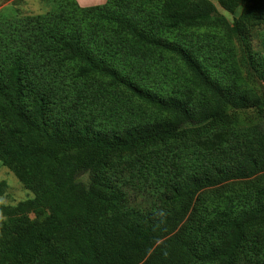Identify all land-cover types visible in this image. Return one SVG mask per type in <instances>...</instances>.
<instances>
[{"label": "trees", "instance_id": "16d2710c", "mask_svg": "<svg viewBox=\"0 0 264 264\" xmlns=\"http://www.w3.org/2000/svg\"><path fill=\"white\" fill-rule=\"evenodd\" d=\"M62 1L43 17L5 22L12 53L0 40V161L36 194L0 204V264H239L243 253L252 264L264 260V232L253 231L264 229V152L239 159L197 143L209 125L233 124L239 110L264 112V95L240 89L238 76L229 84L210 74L162 35L213 25L238 40L247 60L264 0H218L229 13L242 9L233 23L211 0ZM152 20L160 35L146 30ZM173 58L191 74L194 101L181 94L183 76L165 73ZM256 72L264 81V63ZM182 141L176 151L127 161ZM134 168L154 184L151 209L128 200ZM231 181L244 191L221 194ZM7 190L0 181V198Z\"/></svg>", "mask_w": 264, "mask_h": 264}, {"label": "rangeland", "instance_id": "374dc122", "mask_svg": "<svg viewBox=\"0 0 264 264\" xmlns=\"http://www.w3.org/2000/svg\"><path fill=\"white\" fill-rule=\"evenodd\" d=\"M66 2L68 1L66 0ZM106 2L107 0L105 3L94 4L89 7L101 6L106 4ZM211 2L217 7L219 14L224 16L230 23H233L234 19L238 17L242 11L241 8H238L237 11L232 14L222 9L218 0H211ZM63 4L62 0H0V40H8L7 42L5 41L6 44L12 42V38L6 36L8 23H5L12 20V18L34 19L36 17H43L55 10L63 9ZM156 7L157 5H154L149 9L150 11H154L157 10L155 9ZM150 23L152 24H148L146 30L150 31L153 35H158L159 28H157V23L153 20L150 21ZM162 35L164 39H169L172 42L179 43L186 47L194 59L201 62L210 74L217 73V76L221 77L229 84H232L233 78L238 76V78H240L238 84L240 89L247 93L250 92L252 95H264V81L256 72V67L262 68V64L264 63V21L251 29L253 56L247 60L243 57V51L241 50L238 40L229 38L225 30L213 25H194L188 28L179 27L166 30V32L162 31ZM3 45V48H5L9 54L12 53V47L9 46V44ZM166 65L171 67V70L165 72L168 76H183L185 78V84L181 90V94L184 98H191V100L194 101L195 91L189 79L191 74L189 72L187 73L186 70L182 68V65L174 58L171 60V63ZM119 97L120 96L116 94L114 98L118 101L117 99H119ZM235 117L233 124L209 125L205 128L204 132L209 133L202 135L201 137L203 138L197 140L198 146L218 148V152L230 154L234 158L236 157L239 159L242 157L245 158L251 154L254 156L261 155L264 152V112H259L256 108H248L237 111ZM188 140L196 141V139L193 138ZM183 142L184 141L171 142L167 145L156 147V150H146L141 153H136L128 157L127 161H137L139 158L152 152L165 155L168 153L169 149L176 151L178 147L184 144ZM147 158H151V156ZM128 177L130 180L128 181L129 189H127V196L131 205L142 209L153 208L158 203L157 194L154 192V184L151 181H146L140 173L135 171V168L130 172ZM80 179L82 181H87V176L83 175ZM0 181H5L8 185L7 193L0 198L1 205L16 206L20 202L36 197L35 192L28 189L11 169L1 164V161ZM239 183L238 181H231L223 185L220 193L224 194V192H227L230 194L231 188H233L231 191L233 194H236V191L243 192L244 188L240 186ZM204 194L206 200H211L214 195L209 192ZM213 204L217 203H212V205ZM28 216L31 219L35 217L33 213H30ZM253 231L264 232V229L254 228ZM209 240H212V238ZM244 255V253L239 255L241 257L239 264H252L251 261L249 262L244 258ZM25 263H27V261L20 260L19 258L13 259L12 262V264ZM263 263L264 260H260L258 264Z\"/></svg>", "mask_w": 264, "mask_h": 264}, {"label": "crops", "instance_id": "0c3cea01", "mask_svg": "<svg viewBox=\"0 0 264 264\" xmlns=\"http://www.w3.org/2000/svg\"><path fill=\"white\" fill-rule=\"evenodd\" d=\"M106 0H77L78 4L83 7H89L100 3H105Z\"/></svg>", "mask_w": 264, "mask_h": 264}]
</instances>
